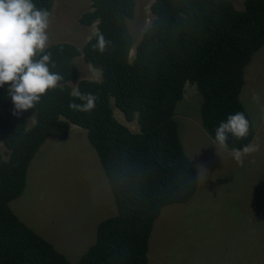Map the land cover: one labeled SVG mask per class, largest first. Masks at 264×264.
<instances>
[{"label":"trees","instance_id":"obj_1","mask_svg":"<svg viewBox=\"0 0 264 264\" xmlns=\"http://www.w3.org/2000/svg\"><path fill=\"white\" fill-rule=\"evenodd\" d=\"M89 1L90 11L79 23L95 25L96 33L83 48L49 44L36 57L51 54L50 70L63 77L55 89L33 109L14 114L8 85L0 88V264H72L9 207L21 195L41 145L66 138L72 125L87 132L116 209L74 264H147L148 241L161 209L195 195L196 172L174 119L187 83L202 98L201 125L213 141L219 123L237 112L248 119L249 135L236 139L229 134L228 149L253 141L240 94L244 68L264 47V0H244L243 10L229 0H153L152 20L136 44L128 27L134 0ZM32 2L51 13L53 0ZM100 35L106 41L103 52L95 47ZM78 56L101 72L99 81L81 78L73 61ZM71 84L97 98L93 110L69 108L84 103L72 95ZM112 100L127 121H136V132L116 120ZM31 119L35 122L29 126Z\"/></svg>","mask_w":264,"mask_h":264},{"label":"rangeland","instance_id":"obj_2","mask_svg":"<svg viewBox=\"0 0 264 264\" xmlns=\"http://www.w3.org/2000/svg\"><path fill=\"white\" fill-rule=\"evenodd\" d=\"M229 1L243 10L244 0ZM134 2L128 27L136 44L152 20L153 0ZM90 6L89 0H53L50 44L69 43L81 50L96 33L95 25L79 23ZM73 61L82 79H101V72L81 56ZM244 69L240 101L257 132L252 143L259 151L246 156L241 166L229 151L219 149L201 125L202 98L196 86L185 85L175 106L178 136L197 179V166L208 174L197 180L188 202L161 209L148 241L147 264H264V47ZM111 106L120 124L138 130L136 121H127L113 100ZM34 122L31 119L29 126ZM9 207L30 230L76 263L94 244L98 225L116 214L87 132L72 125L66 138L47 139L29 163L21 195Z\"/></svg>","mask_w":264,"mask_h":264},{"label":"clouds","instance_id":"obj_3","mask_svg":"<svg viewBox=\"0 0 264 264\" xmlns=\"http://www.w3.org/2000/svg\"><path fill=\"white\" fill-rule=\"evenodd\" d=\"M49 17L50 13L37 8L32 0H0V88L8 85L7 94L14 105V114L33 109L47 91L55 89L63 79L59 73L50 70V53L36 58L50 44ZM95 47L101 52L105 50L103 35L98 37ZM72 95L84 103H70V109L89 112L95 108L97 98L94 95L83 94L78 88H74ZM249 128V121L242 112L231 114L215 129L213 143L219 149L229 151L235 162L242 166L246 156L259 151V145L249 143L242 149L233 147L229 150L227 141L229 134L236 139L246 138ZM197 172L196 180L208 174L203 166H197Z\"/></svg>","mask_w":264,"mask_h":264},{"label":"crops","instance_id":"obj_4","mask_svg":"<svg viewBox=\"0 0 264 264\" xmlns=\"http://www.w3.org/2000/svg\"><path fill=\"white\" fill-rule=\"evenodd\" d=\"M176 115V112H174V116ZM254 123V122H253ZM253 128H254V126H253ZM254 132H255V134H254V137H256V130L254 129ZM254 139V138H253Z\"/></svg>","mask_w":264,"mask_h":264}]
</instances>
